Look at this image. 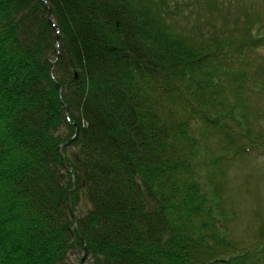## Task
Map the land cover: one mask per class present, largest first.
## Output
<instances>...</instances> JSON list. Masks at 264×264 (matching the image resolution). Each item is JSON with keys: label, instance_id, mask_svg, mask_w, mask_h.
<instances>
[{"label": "trees", "instance_id": "trees-1", "mask_svg": "<svg viewBox=\"0 0 264 264\" xmlns=\"http://www.w3.org/2000/svg\"><path fill=\"white\" fill-rule=\"evenodd\" d=\"M170 9L0 0V264H70L81 238L92 264H264V229L258 248L240 247L222 181L201 167L224 155L201 159L192 135L194 122L201 135L225 127L233 143L228 129L259 114L247 95L264 71L225 75L264 33L246 13L239 29L222 14L186 30ZM73 124L62 149L72 178L57 149Z\"/></svg>", "mask_w": 264, "mask_h": 264}, {"label": "rangeland", "instance_id": "rangeland-1", "mask_svg": "<svg viewBox=\"0 0 264 264\" xmlns=\"http://www.w3.org/2000/svg\"><path fill=\"white\" fill-rule=\"evenodd\" d=\"M209 1L169 0L172 15L174 16V13H176L173 20L174 25L188 30V28L201 26L210 22L211 18L215 20L216 24H222L223 14L224 17L229 15L230 21H234L232 25H237L239 29L245 24L243 20L244 16L242 15L246 13L249 21L251 20L252 33L254 35L264 33V0H219L222 4H219L221 7V11L219 12L209 10L207 6V2ZM176 3L177 6H175ZM208 27L209 25L204 26V28ZM255 44L250 45L251 48L244 51V54L238 55V57L235 54L236 58L229 61L228 64H233L234 66L231 67V72L225 75V79H229L230 77L233 80V74H236L237 70L250 72L258 69L264 71V41ZM20 83L24 84V81H20ZM224 84H226V81H224ZM247 99L251 100L248 103L250 108H248L253 113L259 114H256L253 118H249L248 123L243 122L241 130L235 128L228 129L233 143L229 142L225 127L224 129L221 128L217 134L212 133V129H208L207 132L201 135L198 131L201 125L198 122H194L192 135L198 140L199 149L203 153L201 142L205 141L208 152L204 156L200 154L201 159L204 157L215 159L219 155H224V159L221 158L212 167H204V164L201 167L211 170L222 181V189L225 192L222 195L226 197L228 203L227 213L234 218L229 222V234L235 233L238 242L241 243L240 247L255 250L259 247L257 244L258 240L261 239L259 238L260 231L264 229V89L260 92L249 91ZM248 128L251 130L250 133L246 131ZM243 133L253 137V141L243 137ZM200 136H203L202 140H200ZM244 147L245 150H243ZM70 174L73 178V171ZM202 184L203 187L207 186L205 180ZM235 236L233 237L235 238ZM81 241L83 242L84 253L82 251L72 254L69 257L70 264H92L84 244V239L81 238ZM85 255V260L82 262V258Z\"/></svg>", "mask_w": 264, "mask_h": 264}, {"label": "water", "instance_id": "water-1", "mask_svg": "<svg viewBox=\"0 0 264 264\" xmlns=\"http://www.w3.org/2000/svg\"><path fill=\"white\" fill-rule=\"evenodd\" d=\"M55 86H56V88L60 91V85H59L57 82H55ZM74 126H75V132H74V135L72 136V138H70L65 144H62V145H60V146L58 147V153H59V155H60V157H61L62 165H63V167H64L66 170L70 171L71 173H72V171H71L70 165H68V164L65 162L64 154H63L62 148H63L64 146L68 145L69 143H71L73 140L76 139V137H77V133H78V127H77V125H75V124H74ZM73 189H74V183H73V188H72V189L68 192V194H67V199H68V209H69V212H70V216H71V219H72V221H73V223H74L75 229L77 230V227H76V220H75V216H74V212H73V208H72V202H71V192H72ZM85 253H86V249H85ZM85 257H86V255L82 258V262H84Z\"/></svg>", "mask_w": 264, "mask_h": 264}, {"label": "bare ground", "instance_id": "bare-ground-1", "mask_svg": "<svg viewBox=\"0 0 264 264\" xmlns=\"http://www.w3.org/2000/svg\"><path fill=\"white\" fill-rule=\"evenodd\" d=\"M73 126H74V124H73ZM74 127H75V126H74ZM78 131H79V130H78ZM76 138H77V137H76ZM64 147H65V146H64ZM64 147H63V148H64ZM63 148H62V149H63ZM62 151H63V150H62ZM63 154H64V153H63ZM70 168H71V167H70ZM71 170H72V169H71ZM73 183H74V180H73Z\"/></svg>", "mask_w": 264, "mask_h": 264}]
</instances>
